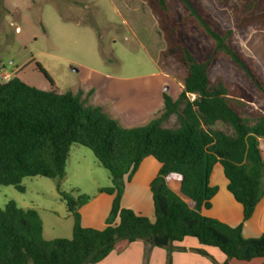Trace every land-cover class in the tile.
<instances>
[{
  "label": "trees",
  "instance_id": "trees-1",
  "mask_svg": "<svg viewBox=\"0 0 264 264\" xmlns=\"http://www.w3.org/2000/svg\"><path fill=\"white\" fill-rule=\"evenodd\" d=\"M216 1L226 5L230 0ZM147 3L165 40V57H173L185 71L179 97L164 92L163 109L148 124L122 126L102 107L87 105L83 91L58 94L17 76L0 83V187L12 186L23 193L25 178L58 180L61 199L74 219L71 239L48 241L34 208L7 202L0 208V264H98L123 243L143 241L172 251L187 238L218 248L226 257L223 264H264V234L243 236V224L253 217L263 195L264 113L247 112L252 97L212 75L219 60L230 61L264 94L256 68L235 42L236 32L264 23V0H244L236 8L233 29H222L200 0ZM37 68L55 84L39 63ZM93 93L90 90L86 97ZM173 116L178 127H165ZM219 124L232 134L218 129ZM75 144L90 149L111 176L112 185L99 190L114 196L103 230L81 223L79 210L91 197L75 199L60 190ZM149 156L161 165L150 185L154 222L122 206L126 182ZM217 164L228 180V191L243 207V222L236 227L202 213L211 209L218 191L210 183ZM172 180L179 182V194L170 187Z\"/></svg>",
  "mask_w": 264,
  "mask_h": 264
},
{
  "label": "rangeland",
  "instance_id": "rangeland-1",
  "mask_svg": "<svg viewBox=\"0 0 264 264\" xmlns=\"http://www.w3.org/2000/svg\"><path fill=\"white\" fill-rule=\"evenodd\" d=\"M243 1L220 5L216 0H200L222 29L234 28L236 8ZM235 42L264 84V23L236 32ZM166 49L147 0H0V69L45 91L76 94L93 89L102 93L109 98L113 112L111 116L106 114L127 128L151 122L128 123L118 118L122 112L134 114L132 106L149 95L132 91L133 82L144 79L154 86L157 83L171 96L185 74L173 57H165ZM37 63L54 85L38 70ZM212 75L222 76L232 88L240 86L252 97L247 112L264 113V94L246 71L222 59ZM107 78L129 82H115L124 86L106 90ZM164 126L177 128L176 116ZM217 128L232 134L227 126L219 124ZM58 184V180L38 176L23 180V193L12 186H1L0 208L9 201L34 208L42 219L45 240L71 239L74 219L61 199ZM109 186L110 173L98 164L94 153L73 145L60 190L75 199L79 195L92 199Z\"/></svg>",
  "mask_w": 264,
  "mask_h": 264
},
{
  "label": "crops",
  "instance_id": "crops-1",
  "mask_svg": "<svg viewBox=\"0 0 264 264\" xmlns=\"http://www.w3.org/2000/svg\"><path fill=\"white\" fill-rule=\"evenodd\" d=\"M158 66H161L156 61ZM162 67V66H161ZM164 74V73H163ZM164 74L163 76H165ZM14 76V75H13ZM127 80H118L107 78L104 81L105 89L117 87ZM144 79L133 82L135 87L132 91L135 93L148 94L147 99H142L133 105L132 112L119 113L118 118L128 123H143L153 120L163 109V94L160 86L156 83L147 82ZM151 87L145 86L149 85ZM120 88L124 85H119ZM93 89L84 90L83 98L87 105L100 106L109 116L112 115L109 98L103 97V94L95 92L92 96L86 97L87 93ZM183 91V85L178 81L173 99H177ZM111 92V91H110ZM138 98V95L136 94ZM141 97V96H139ZM113 102V100H112ZM115 110V109H114ZM117 112V111H116ZM125 114V115H124ZM260 147L264 157V139L260 140ZM160 163L152 156L147 157L139 166L129 182H126L122 206L131 209L135 213L149 218L152 222L156 220L153 196L151 192V182L158 175ZM210 183L218 188L217 194L212 200V207L209 210H203L205 216L218 219L232 227H236L243 222V207L238 203L234 196L228 191V180L224 175L223 168L217 164L212 172ZM112 185V182H111ZM170 187L180 193V184L177 181H170ZM110 187V186H109ZM114 196L98 192L88 204L80 208L81 223L84 227L103 230L107 227V219L110 215ZM119 220L117 219V222ZM264 234V178H263V195L259 201L253 217L244 222L243 236L247 239L258 238ZM171 257L172 264H223L226 260L225 255L215 247L201 245L195 238H187L181 243L173 245V250L167 248L152 247L149 243L136 241L133 243L120 244L106 259L98 264H168Z\"/></svg>",
  "mask_w": 264,
  "mask_h": 264
},
{
  "label": "built area",
  "instance_id": "built-area-1",
  "mask_svg": "<svg viewBox=\"0 0 264 264\" xmlns=\"http://www.w3.org/2000/svg\"><path fill=\"white\" fill-rule=\"evenodd\" d=\"M0 78L5 82L12 78V74L8 73L6 69H0ZM195 98V96L193 95ZM194 100V99H193Z\"/></svg>",
  "mask_w": 264,
  "mask_h": 264
},
{
  "label": "water",
  "instance_id": "water-1",
  "mask_svg": "<svg viewBox=\"0 0 264 264\" xmlns=\"http://www.w3.org/2000/svg\"><path fill=\"white\" fill-rule=\"evenodd\" d=\"M74 70H76V69H74Z\"/></svg>",
  "mask_w": 264,
  "mask_h": 264
}]
</instances>
